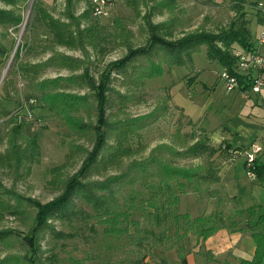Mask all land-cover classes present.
Returning a JSON list of instances; mask_svg holds the SVG:
<instances>
[{"label":"trees","instance_id":"trees-1","mask_svg":"<svg viewBox=\"0 0 264 264\" xmlns=\"http://www.w3.org/2000/svg\"><path fill=\"white\" fill-rule=\"evenodd\" d=\"M18 1L20 0H0L10 6L0 7V59L8 52L7 41L1 39L4 36L3 29L16 27L22 21L14 8ZM78 1L80 0H64L62 18L52 16L37 3L32 4V16L27 20V28L31 30L36 22L49 32V36L44 39L47 38L45 46H39L41 51L50 50V54L42 60L17 63L16 69L25 79L23 99L21 97L23 101L0 94V118L12 123L0 136V144L4 143V148L0 150V168L2 173L12 171L14 175H21L20 171L26 172L25 169L35 160L39 151L37 135H24L20 122L13 120L18 115L16 109L19 110L23 103L28 104L31 109L32 103L38 102L43 109L64 120L71 135L82 136L90 141L91 147L85 148V156L76 171L64 178L49 180L51 184L59 185L56 186L59 192L48 201L21 196L5 188L0 181V187L3 188L0 192L9 193L13 197V200L9 196L4 198L0 193V219L8 213L23 219L21 223L26 225L25 231L12 227L0 228V251H22L0 256V264H87L84 260L92 256H74L75 250L71 251L66 245L69 239L85 238L76 229L88 224V221L92 231H95L94 223H102L101 232L91 235L93 239L98 235L97 239L105 241L104 250L125 254L116 260V264H149V258L145 260V257L148 253L155 252V248L174 249L180 257L178 264H187L186 256L189 253L202 254L207 262L214 255L204 248V240L221 227L246 230L254 238L255 250L252 257L235 261L234 264H264V232L257 229V223L251 224L249 221L254 207L250 206L247 210L237 207L238 214L242 216L239 219L243 222L241 225H236L234 218L227 219V215L221 211L191 217L188 212L177 210L176 204L183 193L204 189L213 194L217 192V185L211 189L206 186L217 184L220 180V162L215 163L212 156L218 148L205 142H193L174 149L169 143L162 142L152 147L146 157L139 155L122 166L123 159L134 153H141V148L133 146L141 145V131L175 106L166 87L161 88L163 94L149 112L110 118L117 111H124L127 103H137L147 78L160 74L163 63L182 62V53L190 57L201 44H205L209 59L220 62L223 69L234 74L239 80L240 88L246 87L250 78L235 69L233 55V50L237 48L255 47L250 39L251 32L245 14L240 13L227 29L216 34L198 32L170 39L178 17L171 15L169 19L153 22L151 16L154 11L164 8L174 11L175 0H162L161 4H152L143 13L148 33L145 43L133 45L131 31L123 25H117L119 31L111 32V37L113 41L119 39L125 46V51L106 63L95 75L81 56L69 55L52 46L45 50L47 45L52 44L79 49L84 53L86 44L100 49L102 44L98 47V43L105 38L101 35L102 26L96 27L97 24L92 20L90 0H81L85 7L80 14H76V5L73 3ZM256 5L262 25L264 13L261 12L259 0ZM82 21L86 22L85 26H82ZM29 46L32 51L37 52V46L31 45L26 39L17 44L12 63H15L22 48L28 50ZM261 47L264 48V44ZM162 52L167 53L170 58L166 56L163 63L161 60L155 61L153 56L161 55ZM49 68L67 69L71 73L42 76L41 73ZM79 69L80 72H74ZM117 82V86L123 88H116L114 85ZM77 89H83V93H75ZM80 106L86 111L88 119L80 113ZM30 118L38 120L42 125L37 117L31 115ZM187 123L189 122L181 121L172 132V137L180 136L183 124ZM209 137L211 138L210 135ZM226 146L229 150L228 142ZM201 155L207 156V163L202 167L195 165L188 169L174 163L177 158L194 160ZM257 155L254 158V171L259 173L262 163ZM60 166L52 168L56 174ZM108 169L118 171L105 177ZM25 218H28L26 222ZM52 221H56L59 226H54ZM46 236H49L50 244L40 251L41 237ZM17 238L21 241V248L18 249L14 248ZM59 250L63 252V262L59 259ZM133 253L137 256L130 259ZM43 254L45 255L42 256ZM226 262L233 264L234 261L227 259L222 264Z\"/></svg>","mask_w":264,"mask_h":264},{"label":"rangeland","instance_id":"rangeland-1","mask_svg":"<svg viewBox=\"0 0 264 264\" xmlns=\"http://www.w3.org/2000/svg\"><path fill=\"white\" fill-rule=\"evenodd\" d=\"M256 2L257 0H175L174 11L165 8L161 11H154L151 20L158 22L169 19L171 15L177 16V25L170 38L176 39L183 35L198 32L216 34L227 29L230 23L235 21L237 16L243 12L251 32L250 39L254 46H258V32L262 25L258 18ZM36 3L52 16L58 18L63 17L65 9L64 0H20L15 5V11L20 14L22 21L16 27L3 29L2 34L4 36L1 39L7 41L8 52L5 57L0 59V94L10 96L13 99L22 100L25 87V79L16 69L17 63L42 60L50 54V50L41 51L42 48L39 46L41 44L42 47L45 46L47 38L44 39L47 35L49 36V32L36 22L31 30L27 28V20H30L32 16V4ZM155 3L161 4L162 0H116L107 15L102 17L92 15V20L97 24L96 27L102 26L101 35L105 37L98 43V47L99 44H102L100 49L86 44V52L84 53L79 49L52 44L47 45L45 50L52 46L54 49L69 55L81 56L88 63L91 72L97 75L106 63L118 58L125 51V46L120 43L119 39L113 41L111 37V32L119 31V25H123L131 31V43L133 45L145 43L148 33L143 13L148 10V6ZM73 4L76 5V14H80L85 7L84 1L81 0ZM0 7L9 8L10 6L0 2ZM114 20L117 21L114 22ZM81 24L85 26L86 22L82 21ZM26 39L31 42V45L37 46V52L32 51L31 46L28 50L23 47L15 63H12L17 44ZM260 51L264 52V48H260ZM163 53L165 52L153 56V59L155 61L161 60L163 63L166 56L170 58L167 53H165L166 55ZM182 54L184 57L182 62L163 63V71L160 74L147 78L145 88L141 92L143 99L140 97L139 100H136L137 103L129 102L124 111L119 110L115 115H110V118L115 119L149 112L159 101V96L163 94L161 90L163 87L168 89L172 103L179 109L173 105L174 107L169 108L163 117L144 128L141 131V145H133L141 148V153H134L127 159H123L122 166L127 165L128 161L138 158L139 155L142 158L146 157L152 147L162 142L169 143L174 149H180L193 142H205L216 149L218 148V151L214 152L212 156L215 163L220 162L218 164L220 180L217 184L206 186L211 189L217 185V192L213 194L204 189L203 191L183 193L179 196L176 204L177 210L188 212L191 217L221 211L227 215V219L234 218L236 225H241L243 222L239 219L242 216L238 214L237 207L247 210L248 207L252 206L254 209H252L253 213L249 221L251 224L257 223V229L264 232V87L259 92L249 91V97L242 96V89H226L225 81L220 76L224 69L220 62L209 59L205 44H201L199 49L190 54V57L184 55L185 53ZM80 71L81 69L74 72ZM57 73L69 74L71 71L49 68L41 74L42 76H55ZM117 85L118 82L114 86L123 88V86ZM76 91L75 93L78 94L83 93V89ZM32 104L33 108L30 109L28 104L23 103L19 110L16 109L18 114L16 118L13 119V116L9 118L20 122L24 135H37L39 151L35 160L25 169L26 172L20 171L21 175H14L12 171L2 173L0 168V181L5 188H9L12 192L45 202L59 192V185L51 184L49 180L52 181L55 177V180L64 178L76 171L85 156V148L89 149L91 142L85 137L71 135V131L69 132L64 120L43 109L38 102ZM113 108L114 106L111 107V109ZM79 111L83 117L87 118L86 111L82 106H80ZM181 112L187 117H183ZM29 113L40 119L42 125L38 120H32ZM181 121L189 123L183 124L181 135L174 138L172 132ZM11 124V121L0 118V136ZM206 131L210 134H207ZM226 142L230 144L229 150L226 149ZM254 143L261 146L257 157L262 163V168L259 173L254 171L251 176H248L244 163L245 151H248ZM3 148L4 143H1L0 150ZM206 157V155H201L194 160L177 158L174 159V163L179 167H188V169L195 165L202 167L207 163ZM58 165L61 166L56 174L52 168ZM115 171L118 170L108 169L104 175L106 177ZM0 190L3 188L0 187ZM0 193L4 198L9 196L13 200L9 193ZM23 201L25 202V200ZM27 220L28 218H25V222ZM21 221L23 219L6 213L0 219V228L12 227L25 231L26 225ZM52 222L54 226H59L56 221ZM94 227L95 231L90 230L88 221V224L77 228L76 230L81 234L83 233V236L88 239H69L66 248L71 251L75 250L73 251L74 256L77 255L81 258L92 256V258L84 260V263L87 264H108L109 262L112 264L119 257L125 256L121 252L104 250L105 241H101L100 238L97 239L98 235H94L96 238L93 239L91 235L101 232L102 223H94ZM219 229L208 236L216 233ZM226 229L230 231L228 236L230 246L218 255L228 254L235 261L251 258L255 250V242L251 233L242 229ZM234 234H236L235 238ZM42 237L40 251L47 248L50 242L49 236ZM103 238L109 240L106 237ZM14 245L16 246L14 248H21L19 238L14 241ZM18 251L20 250L0 251V256ZM58 253L60 261L63 262V252L59 250ZM136 256L137 254L133 253L129 258L132 259ZM147 257L149 264H178L180 262V257L174 249L155 248V252L148 253L145 260ZM210 260V264H222L227 259L212 257ZM228 260L231 261L230 258ZM186 261L187 264H204L206 262L203 255L199 253L187 254ZM226 264L229 263L226 262Z\"/></svg>","mask_w":264,"mask_h":264},{"label":"built area","instance_id":"built-area-1","mask_svg":"<svg viewBox=\"0 0 264 264\" xmlns=\"http://www.w3.org/2000/svg\"><path fill=\"white\" fill-rule=\"evenodd\" d=\"M115 4V0H90V8L93 15L102 17L107 15ZM261 12L264 13V0H259ZM258 46L253 48H237L233 50L235 56V69L250 78V83L240 88L239 80L234 75L224 69L220 76L225 81V87L228 90L239 88L242 89V96L249 97L248 92H259L264 87V52L260 51L264 44V24L258 32ZM261 150L257 143L251 145L249 150L245 151V167L248 176L254 172V158Z\"/></svg>","mask_w":264,"mask_h":264},{"label":"crops","instance_id":"crops-1","mask_svg":"<svg viewBox=\"0 0 264 264\" xmlns=\"http://www.w3.org/2000/svg\"><path fill=\"white\" fill-rule=\"evenodd\" d=\"M229 233L230 231H228L225 227H222L216 233L210 236H207L206 239L204 240V248L209 249L212 252V254L214 255L213 258H223V259L230 258L235 262V260L228 254L224 256L218 255L224 250L228 249V247L230 246V241L228 239ZM235 237H236V234H234V238ZM210 263H211V260H208L204 264H210Z\"/></svg>","mask_w":264,"mask_h":264},{"label":"water","instance_id":"water-1","mask_svg":"<svg viewBox=\"0 0 264 264\" xmlns=\"http://www.w3.org/2000/svg\"><path fill=\"white\" fill-rule=\"evenodd\" d=\"M3 77V76H2Z\"/></svg>","mask_w":264,"mask_h":264}]
</instances>
